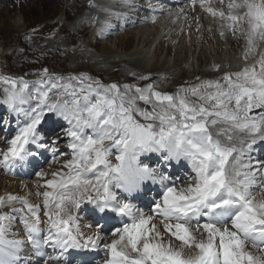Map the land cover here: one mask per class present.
<instances>
[{"label": "snow or ice", "instance_id": "1", "mask_svg": "<svg viewBox=\"0 0 264 264\" xmlns=\"http://www.w3.org/2000/svg\"><path fill=\"white\" fill-rule=\"evenodd\" d=\"M120 2L134 7L133 0ZM196 3L191 0V5ZM226 7L227 12L211 7L206 11L225 21L221 36L228 28L245 37L247 60L264 42V0H227ZM103 11L109 16L126 15L111 8ZM184 11L178 9L177 18ZM150 20L155 22L156 17ZM102 24L100 31L112 27L108 19ZM222 67L213 65V70ZM131 74L138 80L151 79ZM40 75L43 79L32 90L24 78L0 73V82L10 85L3 89L0 104L23 120L6 149L0 150V170L12 172L30 144L47 148L52 163H59L61 155L70 158L62 165L66 171L38 173L43 183L37 181L36 187L44 190L35 195L42 197L46 228L41 227L40 204L27 196L0 195V209H10L0 212V264H20L26 245L44 256L42 264H61L69 248L100 247L105 250L100 264H264V196L258 198L264 193V161L253 165L245 159L253 145L264 141V52L239 71L181 86L175 93L157 90L154 83L106 84L84 72L57 75L44 68ZM140 102L152 105L151 111L141 108ZM52 112L68 125L61 134L65 153L59 137L49 145L38 132ZM173 135L189 146L173 154L189 158L194 174L183 184L167 187L150 213L118 201L108 177L118 170L124 152L130 145L141 151L163 148L162 141ZM86 201L103 202L105 207L118 203L116 210L132 222L110 237L100 231L85 232L75 213ZM205 209L207 220L193 219ZM15 212L23 214L24 238L11 232ZM41 233L46 234L43 239ZM48 247L53 254L43 252Z\"/></svg>", "mask_w": 264, "mask_h": 264}, {"label": "rangeland", "instance_id": "2", "mask_svg": "<svg viewBox=\"0 0 264 264\" xmlns=\"http://www.w3.org/2000/svg\"><path fill=\"white\" fill-rule=\"evenodd\" d=\"M90 3L93 2L88 0H8L1 5L0 72L12 74L13 77L19 78L24 77L25 72L32 73L36 69L47 67L57 73L62 72L66 75L88 73L90 76L97 79L102 78L106 82H109L106 75L110 74L112 79L121 85L124 83L131 84L132 80H136L134 75L131 74L133 72L138 75L150 73L149 75L154 76L156 83L160 80L158 83L162 89H159L165 92H172L177 86L191 81L193 72H191L192 75L182 74L176 81L173 76L156 73L153 68L141 71L138 66L122 63L119 57L111 60L110 63L113 64L111 69L106 66L98 67L96 59L90 61L81 58L76 59V62L72 61V56L77 55L79 50L80 40L89 33V28L85 27L83 30L75 24L80 17L84 16L87 10H90ZM86 4L88 8H86ZM90 13L88 12V14ZM10 23L20 24L23 29L6 33V26ZM99 23H101V20ZM130 35L129 31L124 35L108 40H96L95 49L92 51L101 54L103 44L113 41L109 46L117 47L119 54H129L133 50V41L129 38ZM121 44L128 46L125 49L122 48ZM123 69L127 72L124 73ZM162 76L166 78L162 79ZM196 78L197 76L193 80ZM143 83L144 81L140 80V86ZM162 84L168 87L167 91L164 90Z\"/></svg>", "mask_w": 264, "mask_h": 264}, {"label": "bare ground", "instance_id": "3", "mask_svg": "<svg viewBox=\"0 0 264 264\" xmlns=\"http://www.w3.org/2000/svg\"><path fill=\"white\" fill-rule=\"evenodd\" d=\"M7 1L8 0H0V7ZM97 1L100 10H87L85 14L83 12L84 16L80 17L75 24L83 30L85 27H87V29L89 28V33L84 38H80V45H78L79 50L77 51V55L72 56V61L76 62V59L81 58H83V60L89 59L90 61L91 59H96L98 67L106 66L111 69V65H113L110 63L111 60H115L119 57L122 63L138 66L141 71L153 68L156 73L171 75L174 77V80H176L179 79L182 74L192 75L191 72H193V77L199 75L203 77L211 76L213 75V65L223 66L222 71H225L228 65L235 67L240 56H243L245 52L246 48L244 42L234 39L228 31L221 36L220 30L213 31L212 24L199 15L196 18L200 21L197 23L196 20L194 25H187L183 20H180L178 25H173L172 22L174 19H166L163 24H160L158 21L154 25H146L144 27L137 26V28L130 33L131 35L129 38L133 41V50L129 54H119L117 52V47L109 46L113 41L103 44L101 54L94 53L95 51L92 50L95 49L94 45L96 40H99V35L90 24L94 21L95 17H105L107 13L103 11L104 8H112L116 4V0ZM115 7H118V5ZM86 8H88V6ZM88 12L92 14H88ZM102 27L103 24L101 23L97 29H101ZM22 29L20 24L10 23V25L6 26V33ZM1 31L2 28L0 29V32ZM121 46L126 49L128 45L121 44ZM155 48L156 50H154ZM260 51L261 49H257L256 53L247 60L253 61ZM102 71L104 70L102 69ZM122 71L124 73L127 72L125 69ZM129 72L131 71L129 70ZM106 78H108L109 82L116 81L112 79L110 74H107ZM162 86L164 90L167 91L168 87L164 84H162ZM31 191L32 186L30 184L23 183L21 187H18V182L0 176V195L10 193L18 196H29L28 194L31 193ZM253 191H256V189H253ZM261 196H264V193L258 194V198H261Z\"/></svg>", "mask_w": 264, "mask_h": 264}, {"label": "clouds", "instance_id": "4", "mask_svg": "<svg viewBox=\"0 0 264 264\" xmlns=\"http://www.w3.org/2000/svg\"><path fill=\"white\" fill-rule=\"evenodd\" d=\"M162 143L165 147L161 149H170L172 153H183L189 147L175 135L166 138ZM144 152L140 150L139 146L130 145L123 154L122 162L117 164L118 170H112L108 179L110 181L118 180L123 183H129L136 177L147 175V172L143 171V168L139 166V155Z\"/></svg>", "mask_w": 264, "mask_h": 264}]
</instances>
